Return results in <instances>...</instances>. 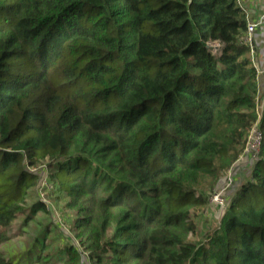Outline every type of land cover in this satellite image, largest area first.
I'll use <instances>...</instances> for the list:
<instances>
[{
	"label": "trees",
	"instance_id": "trees-1",
	"mask_svg": "<svg viewBox=\"0 0 264 264\" xmlns=\"http://www.w3.org/2000/svg\"><path fill=\"white\" fill-rule=\"evenodd\" d=\"M246 26L238 0H0V264L21 263L3 249L17 216L47 211L26 207L44 164L77 245L55 257L41 235L24 264H264ZM255 123L258 159L197 246L193 216Z\"/></svg>",
	"mask_w": 264,
	"mask_h": 264
},
{
	"label": "rangeland",
	"instance_id": "rangeland-1",
	"mask_svg": "<svg viewBox=\"0 0 264 264\" xmlns=\"http://www.w3.org/2000/svg\"><path fill=\"white\" fill-rule=\"evenodd\" d=\"M253 1L261 2V0ZM255 52L254 56L257 58V61H264V45H257L256 43ZM261 83L264 86V80H262ZM257 102L259 105L258 108L261 110L264 105V90L261 96L257 98ZM44 165L45 167L43 166V169L46 170L44 173L39 172L40 178L39 182L37 181L38 184H36V187H38V196L33 195L32 199L27 200L26 207L30 206L31 203L39 197V199L46 204L47 211L38 210L30 220H26L24 215L19 214L8 231L11 240L7 246L3 248L9 257H13L15 262L21 259L20 264L26 262V259L22 257V253H27L32 249L33 243H35L41 235L45 237L44 242L47 245V250L50 251V253H54L55 257H65V253L62 252V250L66 245L73 243L77 245V241H75L74 238L75 233L71 230L74 220V211L67 206L68 197L57 190L56 184H52V188L49 189L50 184H48L47 176L49 177L51 170L47 168L46 164ZM251 166L250 163H245L240 158L232 163L231 166L228 167L225 176L219 181L217 186L210 191L207 209L193 216V221L197 227L196 231L201 232V235H190V239L197 246L204 240L207 234L211 233L219 226L229 198L237 186L242 184L249 177L252 169ZM45 188L47 190H45ZM221 190L222 193L218 196L217 202L221 201L222 204H218L215 201V195L216 193L219 194ZM45 229L46 231H44ZM111 233L112 227L107 230L108 235H111ZM60 251L61 253H59Z\"/></svg>",
	"mask_w": 264,
	"mask_h": 264
},
{
	"label": "built area",
	"instance_id": "built-area-1",
	"mask_svg": "<svg viewBox=\"0 0 264 264\" xmlns=\"http://www.w3.org/2000/svg\"><path fill=\"white\" fill-rule=\"evenodd\" d=\"M238 2L246 8V12H247L246 32L241 42L250 49L251 59L253 65L256 68L257 75L259 76L264 74V65H263L264 61L262 63H259V61H257V58L254 55L256 53L255 45L257 43V34L264 32V0H261V2L259 1L258 3H254V1L252 0H238ZM249 6H252V8H254L255 11L256 10L257 12L259 11L258 15L255 16V18L253 19H251V15L249 13ZM210 47L212 48V51L215 54L217 52V49L220 47V44L214 42L210 44ZM259 117H260V113H259ZM261 139H262V134L258 129L257 124L255 123L249 131L244 150L239 158L243 160L245 163H250L252 165L258 159ZM221 193L222 190L220 191L219 194L216 193L215 195L216 202L218 201L217 200L218 196L221 195ZM217 203L222 204L221 201ZM80 264H89V261L86 256H82Z\"/></svg>",
	"mask_w": 264,
	"mask_h": 264
},
{
	"label": "crops",
	"instance_id": "crops-1",
	"mask_svg": "<svg viewBox=\"0 0 264 264\" xmlns=\"http://www.w3.org/2000/svg\"><path fill=\"white\" fill-rule=\"evenodd\" d=\"M253 1V0H252ZM254 3H258V2H255ZM249 13L251 15V19L255 18V16L258 15L259 11L257 12V10L255 11L254 8H252V6H249ZM264 32H261L259 34H257V45H264ZM263 61H259V63H262Z\"/></svg>",
	"mask_w": 264,
	"mask_h": 264
}]
</instances>
